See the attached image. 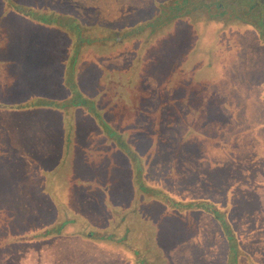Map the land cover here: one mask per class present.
Masks as SVG:
<instances>
[{"label":"rangeland","instance_id":"obj_1","mask_svg":"<svg viewBox=\"0 0 264 264\" xmlns=\"http://www.w3.org/2000/svg\"><path fill=\"white\" fill-rule=\"evenodd\" d=\"M150 253L264 264V0H0V264Z\"/></svg>","mask_w":264,"mask_h":264},{"label":"trees","instance_id":"obj_2","mask_svg":"<svg viewBox=\"0 0 264 264\" xmlns=\"http://www.w3.org/2000/svg\"><path fill=\"white\" fill-rule=\"evenodd\" d=\"M186 3V2H185ZM187 4V3H186ZM226 5H228V4H226ZM209 206V205H208ZM210 207V206H209ZM211 209H212V212H210V210H209V208H205V211L206 212H210V213H212V216H214L215 218H217V219H219L220 217L219 216H217L218 214H216V209L214 208V206L213 205H211ZM228 209V208H227ZM215 210V211H214ZM221 219V221H220V224L221 223H223V220H222V218H220ZM222 227H223V225H222ZM41 236V235H40ZM42 237V236H41ZM235 239H236V236H235ZM237 240V239H236Z\"/></svg>","mask_w":264,"mask_h":264},{"label":"crops","instance_id":"obj_3","mask_svg":"<svg viewBox=\"0 0 264 264\" xmlns=\"http://www.w3.org/2000/svg\"><path fill=\"white\" fill-rule=\"evenodd\" d=\"M141 220V219H140ZM142 220H144V219H142ZM148 236L149 237H151V234H150V231H148ZM152 245H153V247L155 248V243L153 242L152 243ZM148 258H149V262L152 264L153 263V261H150V259H153L154 258V254H145ZM161 256V255H160ZM144 260V259H143ZM166 263H167V261H166Z\"/></svg>","mask_w":264,"mask_h":264},{"label":"flooded vegetation","instance_id":"obj_4","mask_svg":"<svg viewBox=\"0 0 264 264\" xmlns=\"http://www.w3.org/2000/svg\"><path fill=\"white\" fill-rule=\"evenodd\" d=\"M180 5H182V4H180ZM171 18H173V17H171ZM168 19V18H167ZM143 264H144V260H143Z\"/></svg>","mask_w":264,"mask_h":264}]
</instances>
